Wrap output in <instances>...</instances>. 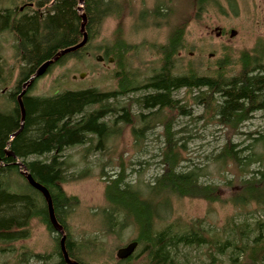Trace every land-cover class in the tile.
Segmentation results:
<instances>
[{"label":"trees","instance_id":"obj_1","mask_svg":"<svg viewBox=\"0 0 264 264\" xmlns=\"http://www.w3.org/2000/svg\"><path fill=\"white\" fill-rule=\"evenodd\" d=\"M223 1L231 11L237 8L236 0ZM220 5V0H185L182 10H179L178 0H154L152 8L139 11L136 21L144 27H165L168 31L164 44L146 45L159 58L158 67L145 80L139 81L129 66V55L136 54L138 46L128 45L119 27L110 44L97 48L89 56L86 54L103 23L109 18L120 21L131 14V3L128 0H83L87 43L80 50L59 58L46 75L53 67L69 60L81 62L101 53L103 61L108 63L112 59L117 66L113 74L116 88L108 92L90 88L62 91L50 97H30V89L38 78L21 98L24 109L21 122L17 96L22 85L58 52L82 41V19L77 12V0H0V35L7 33L12 37L17 67L15 87L4 97L6 111H0L2 244L29 239L30 225L34 221L50 235L54 234L46 202L28 185L20 173L23 169L49 193L54 217L65 234L64 247L70 261L87 264L85 258L99 256L100 245L95 240L81 246L72 238L70 219L79 200L67 195L62 186L87 178L88 172L83 170L69 175V166L62 160L63 153L77 146H88L86 154L104 152L105 144L119 133L118 124L131 126L135 120L140 125L131 130L135 142H140L146 132L162 126V171L145 187L144 193L126 181L123 170L105 180L103 194L106 206L101 213L103 232L112 235L116 230L121 232L132 227L136 231L134 241L138 244L133 256L117 264H131L137 260L141 264H182L178 258L181 248L206 247L216 251L220 257L225 256L229 249L232 253L238 251L230 238L210 232L201 219L189 223L176 219L161 227L156 225V210L167 208L171 198L198 199L208 205H231L235 208L249 204L264 208V157L249 152L252 145L239 149V144L232 141V136L239 134L240 127L254 113L264 109V42L258 41L252 52L240 55L239 71L230 77L224 71L226 61L218 65L212 76L201 75L190 66L185 71L176 66L177 55L186 50L185 28L189 20H199L207 7L221 8ZM4 67L0 58V96L12 79V71L6 72ZM182 90L192 94L193 105L201 108L198 120L205 117V120H213L215 125L226 130L224 143L211 159L219 168L231 166L237 172L225 185L201 182L204 177L202 168L184 170L180 166L183 161L180 154L185 145L178 144V132L173 130L172 123L175 117L190 115L187 106L174 99V94ZM13 134L15 137L10 139ZM254 142L264 144V139L257 138ZM255 163L260 164V168L251 170ZM102 177H106L103 172ZM247 226L244 222L236 231L246 239L251 232H256L251 246H244L241 250L247 252V259L245 263H238L237 256H229V264H252L264 250V222H256L253 231ZM53 240L54 255L23 251L20 253L21 263L29 264L33 260L49 264L55 257L51 264H66L59 248L60 237L53 236ZM1 252L12 251L4 249ZM209 256L212 263L217 260L213 255Z\"/></svg>","mask_w":264,"mask_h":264},{"label":"rangeland","instance_id":"obj_2","mask_svg":"<svg viewBox=\"0 0 264 264\" xmlns=\"http://www.w3.org/2000/svg\"><path fill=\"white\" fill-rule=\"evenodd\" d=\"M128 1L132 5V13L127 12L129 14L120 21L107 19L90 43L86 54L89 56L97 48L110 44L119 27L124 41L128 45L138 46L137 53L129 55V66L138 80L143 81L150 76L153 69L158 67L159 60L146 45L164 44L168 31L165 27H144L136 21L139 11L152 8L154 0ZM184 4L185 0H178L179 10H182ZM220 4L221 8L207 7L199 20H192V18L189 20L185 28L186 50L177 55L176 66L180 71H185L186 67L190 66L201 75L212 76L218 65L226 61L225 74L228 77L233 76L239 71L240 55L252 52L258 41L264 42V0H236L235 11H231L223 0H220ZM231 32H234L233 36H230ZM13 42L9 34L0 35V58L5 65V71H12L11 81L1 91L0 111H6L4 97L15 87L17 78ZM100 55L102 54L88 57L81 62L69 60L53 67L49 74L42 76L32 85L29 96L50 97L56 91H80L90 88H97L104 92L113 91L116 88L113 74L117 66L113 62H97L96 57ZM81 73L85 74L84 77ZM191 97L192 94L183 90L174 94V99L180 100V104L187 106L186 110L190 112L187 117H175L172 123L173 130L178 132L176 135L178 144L185 145L180 154L183 160L180 166L184 170L192 167L202 168L204 177L201 182L225 185L237 172L231 166L219 168L211 162V159L224 143L226 130L215 125L213 120H205V117L198 120L202 110L193 105ZM139 126L135 120L131 126L118 124L119 133L112 136L105 144L104 152L91 151L86 154L88 146H77L63 153L62 160L69 166V175L78 174L83 170L88 172L87 178L62 186L67 195L75 196L79 200V205L70 219L73 240L81 246L94 240L100 245V255L91 259L85 258L87 264H117V250L126 246L136 236V231L132 227L124 228L121 232L116 230L112 235H106L103 232L101 213L106 206L103 194L106 178L123 170L126 181L138 186L144 193L145 187L162 171L160 163L164 147L162 126L159 125L146 132L140 142H135L131 130ZM238 132V135L232 136V141L234 144H239V149L252 145L249 152L264 157V144L254 142L257 138L264 139V109L254 113ZM259 168L258 163L250 167L251 170ZM102 172L106 175L105 179L102 177ZM156 214H158L156 225L160 227L176 219L184 223L201 219L210 232L215 231L223 238H230L231 243L239 248L233 253L229 249L222 257L218 256L216 251L206 247L181 248L178 258L182 264H229V256H237L238 263H245L247 252L241 250L244 246H251V239L256 232H251L246 239L238 235L236 231L244 222L252 231L255 230L256 222H264V208L255 204L235 208L231 205H208L198 199L171 198L167 208H158ZM30 232V238L27 240L10 245L0 242V264H26L21 263L20 259V253L23 251L54 255L53 235H50L37 221L31 223ZM4 249H10L12 252H1ZM210 254L217 258L213 263ZM53 262L55 257L49 264ZM29 264L39 263L32 260ZM131 264L141 263L137 260ZM252 264H264V250L256 260L252 261Z\"/></svg>","mask_w":264,"mask_h":264},{"label":"water","instance_id":"obj_3","mask_svg":"<svg viewBox=\"0 0 264 264\" xmlns=\"http://www.w3.org/2000/svg\"><path fill=\"white\" fill-rule=\"evenodd\" d=\"M78 2H79L78 13H79V15L81 16V19H82L80 32L82 34L83 39H82L80 44H78V45H76L74 47L68 48L66 50L61 51L54 58H52V60L44 63L40 68L37 69L35 74L29 79V81L23 85L22 93L17 98V101H18V104H19V108H20V112H21V122H23V120H24V110H23V105H22L21 98L26 93V90H27L28 86H30L36 79L42 77L46 73V71L49 68V66L52 65L53 63H55L60 57L81 49L85 45V43L87 42V36H86L85 30H84L85 23H86V18L83 15V0H78ZM233 35H234V32H231L230 36H233ZM96 61L100 63V62L103 61V59H102L101 56H97L96 57ZM108 62L112 63V60L110 59ZM81 74L84 77L85 74L84 73H81ZM21 129H22V125L20 126V130ZM16 134H13L12 136H10V139L14 138ZM24 177H25L27 183L29 184V186L31 188H33L34 190H36L37 192H39L42 195V197L44 198L45 202H46L49 223H50L51 227L53 228V230L56 233H58V234H60L62 236L61 239H60L59 247H60L61 255H62V258H63L64 262L66 264H77V263H74V262L70 261L68 255H67V253L65 251V247H64L65 237L63 236L62 229L60 228V226L58 225V223H57V221H56V219L54 217L52 203H51V199H50L49 193L47 192L46 189H44L39 184L34 182V180L30 177V175L24 174ZM136 247H137V243L136 242L128 243L126 246L121 247V248H119L117 250L116 258L118 260H120V261L128 259L134 253Z\"/></svg>","mask_w":264,"mask_h":264},{"label":"bare ground","instance_id":"obj_4","mask_svg":"<svg viewBox=\"0 0 264 264\" xmlns=\"http://www.w3.org/2000/svg\"><path fill=\"white\" fill-rule=\"evenodd\" d=\"M77 1H78V0H77ZM78 6H79V2H78ZM77 9H78V8H77ZM20 12H22V8H20ZM77 12H78V11H77ZM80 43H81V42H80ZM80 43H79V44H80ZM86 43H87V42H86ZM86 43H85V45H86ZM85 45H84V46H85ZM84 46H83V47H84ZM73 47H74V46H73ZM83 47H82V48H83ZM70 48H71V47H70ZM67 49H68V48H67ZM65 50H66V49H65ZM79 50H80V49H79ZM62 51H63V50H62ZM77 51H78V50H77ZM60 52H61V51H60ZM60 52H58V53H60ZM58 53H57V54H58ZM72 53H73V52H72ZM57 54H56V55H57ZM69 54H70V53H69ZM56 55H55V56H56ZM66 55H67V54H66ZM55 56H54V57H55ZM54 57H53V58H54ZM62 57H63V56H62ZM60 58H61V57H60ZM51 60H52V59H51ZM109 60H110V59H109ZM111 60H112V59H111ZM49 61H50V60H49ZM47 62H48V61H47ZM56 62H57V61H56ZM56 62H55V63H56ZM112 62H113V60H112ZM53 64H54V63H53ZM53 64H52V65H53ZM52 65H50V66H52ZM50 66H49V67H50ZM48 69H49V68H48ZM48 69H47V70H48ZM46 73H47V71H46ZM46 73H45L44 75H46ZM44 75H43V76H44ZM40 78H41V77H40ZM28 81H29V80H28ZM28 81H27V82H28ZM27 82H25V83H27ZM25 83H24V84H25ZM24 84H23V85H24ZM23 85H22V87H23ZM31 85H32V84H31ZM31 85H30V86H31ZM30 86H28V88H27V90H26V93H27V91L29 90V87H30ZM66 91H67V90H66ZM59 92H62V91H56L54 94H57V93H59ZM21 93H22V88H21ZM21 93L17 96V98L21 95ZM26 93H25V94H26ZM25 94H24V95H25ZM19 109H20V108H19ZM23 110H24V109H23ZM20 113H21V112H20ZM20 173H21L23 176H24V174H28V173H26V171H24L23 169L20 171ZM24 178H25V177H24ZM28 185H29V184H28ZM46 206H47V205H46ZM53 213H54V212H53ZM58 225H59V224H58ZM60 228H61V227H60ZM52 229H53V228H52ZM61 229H62V228H61ZM62 232H63V230H62ZM56 235H58V237H60V239H61L62 236L54 231L53 236H56ZM63 236L65 237L64 232H63ZM130 242H136V241L132 240V241H130ZM130 242H129V243H130ZM59 243H60V241H59ZM136 243H137V242H136ZM59 248H60V247H59ZM137 248H138V244H137V247H136L134 253H133L131 256H133V255L135 254V252L137 251ZM129 258H130V257H129ZM117 260H118V259H117ZM126 260H127V259H126ZM122 261H125V260H122ZM122 261L118 260V262H122Z\"/></svg>","mask_w":264,"mask_h":264}]
</instances>
